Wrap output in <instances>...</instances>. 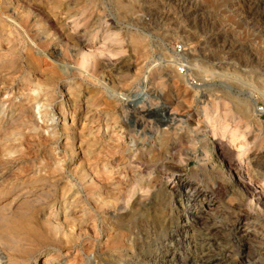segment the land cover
I'll return each instance as SVG.
<instances>
[{
  "label": "rangeland",
  "instance_id": "rangeland-1",
  "mask_svg": "<svg viewBox=\"0 0 264 264\" xmlns=\"http://www.w3.org/2000/svg\"><path fill=\"white\" fill-rule=\"evenodd\" d=\"M197 187L264 264V0H0V264H181Z\"/></svg>",
  "mask_w": 264,
  "mask_h": 264
},
{
  "label": "bare ground",
  "instance_id": "bare-ground-1",
  "mask_svg": "<svg viewBox=\"0 0 264 264\" xmlns=\"http://www.w3.org/2000/svg\"><path fill=\"white\" fill-rule=\"evenodd\" d=\"M166 18L167 17H165L164 19H166ZM22 109H19L18 113H20ZM222 154L223 153H221L219 150L218 155L221 157V161L223 162L225 172L228 175H230L231 177H233L235 185H239L240 181L235 174L236 172L234 173L236 167H234L230 161H225L224 156ZM41 181H45V180L42 179ZM45 186H46V183L36 184L35 186H33L32 190L40 192V191H42L40 189H44ZM187 195H188V193H187ZM189 195L191 197H193L196 202L198 201L197 203H200L199 205H197L196 210L193 211V219L195 220L194 225H197L196 227H199L202 234L204 235L203 236L204 238L202 239L201 242H199L197 240H193L191 242V247L193 250L192 251L193 256L187 261H182L181 264H211L212 261H215V262L217 261V263H215V264H218L219 262H222L220 259L216 258V255H224L223 249L225 250V248L219 247V244L217 243L218 235H220V236L222 235L223 237L229 238L233 232L239 231L240 234L238 235V239L241 240L240 242L242 244L247 245V247L251 248V246H252V244H251L252 238L251 237L252 236L250 237V233L253 230L251 223H245L244 226L241 228H240V226H238V223H234V224H231V226L224 228V230L222 232L220 231L219 234H214L210 228L205 227L206 224L204 225L203 223H200V221L201 220L204 221L207 218V216L210 215L216 209V206L214 207V205H216V204L218 205V203L220 204V202L217 201L215 199V197H213V194L211 193V191L207 192V191L200 189L198 187L193 188L189 192ZM203 205H205L204 209H202ZM50 222H52V221H50ZM12 228H13V225H11L9 223L6 225V231L11 232ZM52 228H53L52 226H49V231H52ZM220 239H222V238H220ZM183 241H184V238L183 239H175V240H173V244H174V246H179L180 243H182ZM213 246H216L217 248L213 247ZM223 257H225V256H223ZM222 260H224V259H222ZM236 263L242 264L241 261H237Z\"/></svg>",
  "mask_w": 264,
  "mask_h": 264
}]
</instances>
